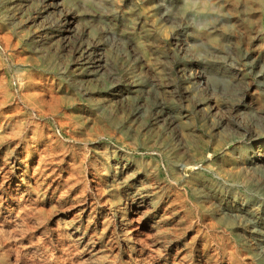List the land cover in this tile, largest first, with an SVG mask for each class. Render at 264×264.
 <instances>
[{"label":"rangeland","instance_id":"obj_1","mask_svg":"<svg viewBox=\"0 0 264 264\" xmlns=\"http://www.w3.org/2000/svg\"><path fill=\"white\" fill-rule=\"evenodd\" d=\"M27 74L31 92L46 90L59 108L40 119L55 164L37 183L14 163L36 119L16 101ZM1 84L14 99L1 105L13 116L0 131V264H145L124 217L162 252L159 264H227L219 238L241 264H264V162L253 159L259 143L264 156V0L258 9L247 0H0ZM64 116L72 137L56 123ZM15 124L23 132L13 137ZM202 148L206 158L181 179L214 189L201 200L185 194L178 217L164 214L181 183L170 161ZM112 151L136 164L142 186L114 169ZM207 201L214 229L196 214ZM184 214L189 229L177 221Z\"/></svg>","mask_w":264,"mask_h":264},{"label":"bare ground","instance_id":"obj_2","mask_svg":"<svg viewBox=\"0 0 264 264\" xmlns=\"http://www.w3.org/2000/svg\"><path fill=\"white\" fill-rule=\"evenodd\" d=\"M249 1L253 7L255 8H260L261 7V0H247ZM212 36V35H211ZM8 48V47H7ZM23 80H25V83H23L22 88L24 89V91L20 94V96L16 99L17 102L22 103L23 105L26 106V108H28L32 114H34L35 116V120L31 121V125L30 127H32L29 130L30 135L27 134V132L24 134L25 140L22 141V144H16L15 149L19 150L18 156L14 158L16 161L14 163H18V166L21 171V178L22 180L25 178L29 181V183H31V181H33L35 179V182L37 183V177L39 175H43L45 176H49V174H47V170L49 168L50 165L55 164L52 163L48 158L49 156L52 154V151H54V142L50 143V139L51 137L48 135V133L45 132L46 129V125L42 124L40 122V119L43 118H50V117H54L52 116L53 113L58 111V102L54 97H50L46 90H42L39 92H31V90L35 89L36 85H35V79L30 75L27 74L25 76L22 77ZM2 88H0V95L2 96V100L0 101V131L2 130V128L4 127L5 123H6V119L8 117H12L13 114H6L4 113V111H2V107L1 105H4L8 100L14 99L13 94L10 93V89L3 87L4 84H1ZM43 85V84H42ZM41 85V86H42ZM51 89V88H50ZM17 105V104H16ZM18 106V105H17ZM17 109H19L17 107ZM56 123H58V125L61 127V129L66 133L65 135L72 137V133H71V127L72 124L69 123L67 121L66 116H64L63 118L59 119V121H57ZM15 127L11 129V131L13 132V137L18 136L19 134H21L23 132V128H20V126H17V124H15ZM3 131V130H2ZM73 132V131H72ZM11 135V134H10ZM259 140V139H258ZM260 142V141H259ZM81 143L86 144L85 141H81ZM41 144V145H40ZM260 144V143H259ZM257 145L256 148L258 151H256L255 154H253V159H257V161H263L264 162V156H261L263 154V152L261 153L260 150L263 149V145ZM40 146H42V154L38 160V163L36 165V167L32 166L30 167L29 161L32 160L33 156L35 153L39 152ZM204 147V146H203ZM222 146L220 144H213L212 148L210 149L212 153H217L220 148ZM206 148H202L197 154H193V155H189V159L183 160L181 159V163L177 164L176 161L171 160L170 162V166L172 167V170L174 171V178L176 180V183H180V187L176 186L174 188H171L172 191V197L169 198L168 200V204L165 203V209H164V214H166L165 212H171L173 215H176L175 217H178V215H180V212L183 211V209L186 206L185 200L183 199L185 196V194H191L192 195H196L197 198L199 200H201V193L205 192V191H210L213 190L214 188H212V186H190L186 181L184 182L183 179H181V171L183 170V168H185L189 162H193L196 161L197 159H205L206 158V153L207 151L205 150ZM251 150L253 151L254 148L251 147ZM249 151L250 149L247 148V150L245 151V156L249 155ZM206 152V153H205ZM104 152H102L101 154H103ZM261 153V154H260ZM25 154V157H23V155ZM111 157L113 158L112 160V165L114 167V169H119L122 172H132L131 177L132 179L136 180L137 187L142 186V184H144L141 181V178L143 177V175L139 172H136L135 167L136 164L133 162H130L124 155H117L115 151L111 152ZM6 158V157H5ZM75 157L73 156L70 159L69 163L67 164V168L68 170H72L74 169V165L76 163ZM185 158V157H184ZM188 158V156L186 157ZM209 159V157H208ZM244 160H247V157L243 158ZM251 159V160H253ZM49 160V161H48ZM64 159H61L58 163L63 162ZM244 160H242L244 162ZM239 163L242 166H245V163ZM29 162V163H28ZM51 163V164H50ZM236 164L238 165V162H236ZM235 163H229L230 169H234V166L236 165ZM135 165V166H134ZM247 166H250L251 164L248 162L246 164ZM246 166V167H247ZM133 168V169H132ZM52 171L54 172V169H52ZM240 172V171H238ZM242 172V171H241ZM244 173V172H242ZM22 184H25V182L22 181ZM144 188V187H143ZM205 196L207 198V192L205 194ZM203 198V197H202ZM198 200V202H199ZM161 200H156L155 201V209L159 206ZM201 202V201H200ZM243 201L242 206H248V208L245 207V209H242L243 212L245 213V215L247 216V219L249 220V222L254 223L256 220V217H253V213L250 212L248 213L249 210H251L252 206ZM208 204L205 203L206 207L208 208L209 206L212 207V204L209 205L210 201H207ZM167 204V205H166ZM245 204V205H243ZM208 205V206H207ZM250 205V206H249ZM204 207V205H201V207L196 209V214L198 215V221L199 223H201V220L205 223V225H207L209 227V229H214L215 225L214 223L208 220V214H210V210L209 208L207 209ZM131 212H133L132 209H130ZM164 214L161 215L163 217L159 218V221H164ZM189 215V214H187ZM121 221H124V225L127 226V229L129 231H133L134 232V240L137 243V246L140 247L139 248V253L140 256L138 258V260L143 261L145 264H159L158 258H162V252L157 249L156 251L149 249V242L151 241L150 236L148 234H143L142 231L140 230L139 227H136L134 225V222L132 219H129V217H124V219H122ZM178 223H185L188 222L189 225L187 227V229H189L192 225L193 222L189 221V218H187L186 214H184L183 216L180 217L179 220H177ZM158 222V221H157ZM155 222V223H157ZM159 223V222H158ZM191 225V226H190ZM161 227V226H160ZM159 227L158 232L160 235L164 234V231L161 230V228ZM200 234L198 232V235L196 237H199ZM176 238H178V236H175ZM195 237V239H196ZM219 244H217L216 246V253L219 254L220 252L224 255L227 256V264H241V254L239 253V251L237 249H230L228 247H226V245H224V243L222 242V239L219 238ZM159 241V240H158ZM171 241V240H170ZM169 241V242H170ZM215 241H217V239H215ZM162 242V241H159ZM167 242V241H166ZM168 243V242H167ZM206 246V245H205ZM165 263L167 264L169 262V260L167 258H164ZM174 263V262H173Z\"/></svg>","mask_w":264,"mask_h":264}]
</instances>
